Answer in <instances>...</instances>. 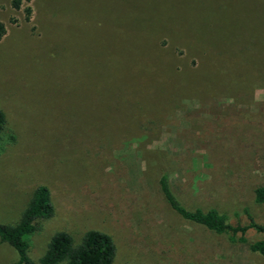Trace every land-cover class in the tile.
Instances as JSON below:
<instances>
[{"label": "rangeland", "instance_id": "rangeland-1", "mask_svg": "<svg viewBox=\"0 0 264 264\" xmlns=\"http://www.w3.org/2000/svg\"><path fill=\"white\" fill-rule=\"evenodd\" d=\"M0 21V223L39 185L54 208L33 260L56 232L95 229L112 264H264L248 248L263 233L231 242L159 184L188 210L264 224V0H0ZM17 259L0 241V264Z\"/></svg>", "mask_w": 264, "mask_h": 264}, {"label": "trees", "instance_id": "trees-1", "mask_svg": "<svg viewBox=\"0 0 264 264\" xmlns=\"http://www.w3.org/2000/svg\"><path fill=\"white\" fill-rule=\"evenodd\" d=\"M19 2L20 0H14L16 6ZM26 10L30 13L31 9L27 7ZM4 34L5 25L0 21V39ZM145 122L146 120H144ZM5 124L6 116L0 109V133L5 129ZM159 184L164 198L180 216L201 224L217 234H226L231 242L246 243L245 234L249 229L264 234V224L257 223L246 207L243 208V211L248 217V223L232 225L228 221V215L220 213L214 207H209L206 210L198 207L193 210L186 209L171 189L166 174L161 175ZM254 201L264 204L263 185L255 188ZM53 213L50 190L44 185H39L35 188L17 223H0V241L11 245L18 255V259L9 264H112L116 252L115 244L109 234L95 229L86 230L77 244L74 243L73 237L69 233L56 232L51 237L45 253L38 260H33L28 255V237L37 229L38 219L49 218ZM248 248L252 252L264 255V236L250 242Z\"/></svg>", "mask_w": 264, "mask_h": 264}]
</instances>
